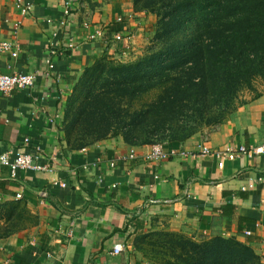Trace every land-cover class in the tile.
Segmentation results:
<instances>
[{
	"label": "crops",
	"instance_id": "obj_1",
	"mask_svg": "<svg viewBox=\"0 0 264 264\" xmlns=\"http://www.w3.org/2000/svg\"><path fill=\"white\" fill-rule=\"evenodd\" d=\"M24 1L31 5L26 15L16 0H0V41L10 42L14 52H0V70L34 73L36 80L26 90L0 95V151L7 144L39 148L38 164L45 169L11 178L0 166V200L20 194L37 217L33 226L0 240V264H157L135 241L166 232L194 240L237 238L264 262V154L226 159L223 167L214 154L264 146V92L218 128L164 145L179 153L161 163L145 162L146 146L122 138L73 148L59 122L68 98L99 58L130 56L124 43L109 41L122 33L139 44L151 29L150 16L133 0ZM66 3L68 27L60 25ZM68 37L72 49L66 48ZM202 144L210 154L199 153ZM131 149L137 159L130 158ZM116 245L123 246L120 254L113 253Z\"/></svg>",
	"mask_w": 264,
	"mask_h": 264
},
{
	"label": "trees",
	"instance_id": "obj_2",
	"mask_svg": "<svg viewBox=\"0 0 264 264\" xmlns=\"http://www.w3.org/2000/svg\"><path fill=\"white\" fill-rule=\"evenodd\" d=\"M133 1L136 9L143 5L158 17L153 47L130 63L102 56L73 92L86 93L77 111L80 130L85 126L100 137L119 130L126 144L143 147L166 131L186 132L169 123L189 102L202 105L221 66L230 68L229 59L264 48V0ZM36 223L20 199L0 203L1 240ZM135 248L152 262L172 256L177 264H264L249 245L221 236L197 241L172 232L149 233L136 239Z\"/></svg>",
	"mask_w": 264,
	"mask_h": 264
},
{
	"label": "rangeland",
	"instance_id": "obj_3",
	"mask_svg": "<svg viewBox=\"0 0 264 264\" xmlns=\"http://www.w3.org/2000/svg\"><path fill=\"white\" fill-rule=\"evenodd\" d=\"M137 11L144 12V17L146 19L148 18L147 16H150L147 20L151 25V29L147 32L148 35L143 36L141 42L137 45H135V42L131 39L120 42L125 43L124 46L129 47V50L132 52L130 51V56L127 55V52L121 58L116 56L113 58L114 62H135L143 57L154 45L158 17L151 12V9H146L143 5L141 8L137 9ZM243 56L244 58L240 60L229 59L230 68L221 66L217 71L218 74H215L213 77L216 83L214 85H208L209 89L207 95L210 96L202 101V105L200 104L201 100H198L196 105L189 102L183 112L179 113V116L172 119V122L169 123L175 129H185L186 132L174 136L169 131H166L164 135H159L152 144L147 146L155 144L172 145L175 142L181 143L197 134H203L216 129L227 122L238 108L264 92V48L257 51H248L246 54L242 55V57ZM99 86L100 84L98 81L95 82L93 90H98ZM74 93L75 92L68 98L60 114L61 117L59 118L61 134L67 141L68 139L70 140V145L72 147H95L110 139H123V135L119 130L110 131L107 135L102 137L87 132L85 126L80 130L79 127H77L80 121L79 118H77V111L81 106L80 104L85 101L86 93L85 91L81 93L76 92L77 95L73 99ZM199 105H201V108H199ZM125 108L128 107L125 106ZM137 109H139V106H137ZM182 113L183 115H181ZM173 133L176 134V132ZM68 136H70V138ZM2 202L3 201L0 200V203ZM187 238L192 239L191 237ZM199 240L203 239H198L197 241ZM148 252L151 253V250ZM166 262L177 264V261L172 256H167L165 262L156 261L154 263L167 264Z\"/></svg>",
	"mask_w": 264,
	"mask_h": 264
},
{
	"label": "built area",
	"instance_id": "obj_4",
	"mask_svg": "<svg viewBox=\"0 0 264 264\" xmlns=\"http://www.w3.org/2000/svg\"><path fill=\"white\" fill-rule=\"evenodd\" d=\"M17 5L21 10L22 15H26L28 11L31 10L30 3H26L24 0H16ZM70 17V6L66 3L64 10V19L61 21L60 25L64 27L69 26L68 18ZM119 21H121L119 19ZM51 23V20H48ZM84 28H90L89 23H83ZM100 29L97 30L90 36V40H95L96 36L99 34ZM53 36H57L56 33ZM127 39H131L130 35H123L118 33L113 36L112 43L125 42ZM66 44L67 49H72L74 47L73 39L68 37ZM109 40H106L108 43ZM109 41V42H111ZM125 44V43H124ZM126 50H129V47L125 46ZM0 52L1 53H11L14 55L12 50V44L8 41H0ZM36 76L34 73H21V72H4L0 70V95H8L14 90H26L32 87L35 83ZM28 143V139L24 140ZM147 150L143 154L142 159L147 163H161L168 160L171 157L177 156L179 153L177 150L170 149L165 150L164 145L155 144L146 146ZM24 149L18 148L14 145L7 144L0 151V166L7 167L9 169L10 177L16 178L18 171H28V170H43L41 165L38 164V159L40 158L39 148L33 149L30 152ZM199 153L201 154H210L211 150L206 144H202L199 147ZM216 157L220 159L219 167H223L224 160H234L237 157H252L254 155L264 154V146L258 147H238L236 149H227L224 151H219L214 153ZM180 155L186 156V152H181ZM130 158L137 159L138 154L135 149H131ZM252 187V185H250ZM246 188H243L245 190ZM21 195H16V199H20ZM249 235V232L246 233ZM123 251L122 245H116L113 247L114 254H120Z\"/></svg>",
	"mask_w": 264,
	"mask_h": 264
}]
</instances>
